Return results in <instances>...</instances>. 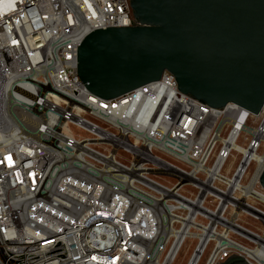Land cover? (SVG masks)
Returning a JSON list of instances; mask_svg holds the SVG:
<instances>
[{
    "label": "built area",
    "instance_id": "2783aa9c",
    "mask_svg": "<svg viewBox=\"0 0 264 264\" xmlns=\"http://www.w3.org/2000/svg\"><path fill=\"white\" fill-rule=\"evenodd\" d=\"M135 26L130 0H0V264H264V107L167 71L93 95L78 48Z\"/></svg>",
    "mask_w": 264,
    "mask_h": 264
},
{
    "label": "water",
    "instance_id": "95a60500",
    "mask_svg": "<svg viewBox=\"0 0 264 264\" xmlns=\"http://www.w3.org/2000/svg\"><path fill=\"white\" fill-rule=\"evenodd\" d=\"M130 1L140 26L96 30L78 48V75L93 95L117 99L167 71L211 108L262 111L264 0ZM224 264L248 263L234 255Z\"/></svg>",
    "mask_w": 264,
    "mask_h": 264
},
{
    "label": "rangeland",
    "instance_id": "374dc122",
    "mask_svg": "<svg viewBox=\"0 0 264 264\" xmlns=\"http://www.w3.org/2000/svg\"><path fill=\"white\" fill-rule=\"evenodd\" d=\"M118 157L119 159H125L127 162L129 161V158H130V156L123 151H120L118 153Z\"/></svg>",
    "mask_w": 264,
    "mask_h": 264
}]
</instances>
